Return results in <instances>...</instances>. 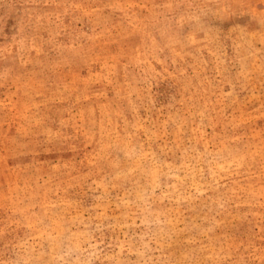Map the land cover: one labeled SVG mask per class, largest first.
Wrapping results in <instances>:
<instances>
[{
  "label": "rangeland",
  "instance_id": "1",
  "mask_svg": "<svg viewBox=\"0 0 264 264\" xmlns=\"http://www.w3.org/2000/svg\"><path fill=\"white\" fill-rule=\"evenodd\" d=\"M0 264H264V0H0Z\"/></svg>",
  "mask_w": 264,
  "mask_h": 264
}]
</instances>
